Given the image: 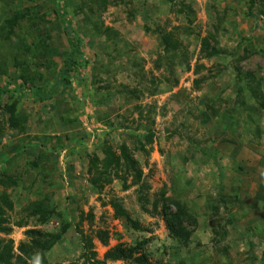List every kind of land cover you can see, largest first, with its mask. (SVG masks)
Instances as JSON below:
<instances>
[{
    "label": "rangeland",
    "instance_id": "1",
    "mask_svg": "<svg viewBox=\"0 0 264 264\" xmlns=\"http://www.w3.org/2000/svg\"><path fill=\"white\" fill-rule=\"evenodd\" d=\"M55 6L89 63L70 84ZM0 88V264H134L118 249L139 245L148 264H264V0H0Z\"/></svg>",
    "mask_w": 264,
    "mask_h": 264
},
{
    "label": "trees",
    "instance_id": "2",
    "mask_svg": "<svg viewBox=\"0 0 264 264\" xmlns=\"http://www.w3.org/2000/svg\"><path fill=\"white\" fill-rule=\"evenodd\" d=\"M53 1L55 4L57 3V5H58V0H53ZM54 10L57 13L58 17L60 18V22L64 28V33L67 36V40H68V42L70 44V48H71L70 54L64 60L63 67L60 70V72L62 74V79L64 82L63 84H65V83L70 84V74L74 73L76 70H78L79 67L82 66V64H84V66H88L89 63L87 60L84 61L83 51L81 49L82 48V39L79 36L78 31L74 27V25L72 23V19L69 18L68 13L66 11H60V9L56 6H55ZM22 18L23 17L15 16L11 20H9L8 23L10 24L11 27L14 25L17 26ZM12 33H13V30L9 32V34H12ZM169 45H171V43L170 42L168 43V40H167L166 46L169 47ZM249 75L251 76V74H249ZM26 86H28V83H25V81H23V84L20 85V87L24 88L22 95H24L26 93ZM58 86L60 88L62 87L61 85H52V84L48 83L47 85L44 86V88H42V87L36 88L34 91L35 97H37L38 99L50 98V97H52L54 90ZM0 92L9 93V90L7 88H3V89L0 88ZM10 108H11V113L14 114L16 112V106L14 105V103H13V105H11ZM108 150H110V148ZM125 157H126L127 162L130 165H132L134 168H136L135 167L136 161L134 159H132L128 153H125ZM136 176H138L136 181L139 183V181L141 180V171H138ZM142 198H143V196H142ZM140 199H141V197H140ZM163 202H164V205L161 208L162 217L166 223V226H167V229H168L170 235L176 239H179V240H186V241L189 240L192 236L193 230H191L190 228L186 229L185 223H189L190 226H192V225H196L197 222L194 219V217L192 216L193 214H191L189 212L188 206L186 204L182 205L181 203H178L177 204L178 212L174 214L169 210V208L167 206L168 200L166 198H164ZM158 203H159V200H156V203H154V207L156 209H158ZM113 206L115 208V212H116L117 217H119V218L124 217L128 221V223L132 226V228H134L136 230L141 229L139 223L130 216L129 212L121 204L116 203L114 201ZM44 207L45 206L43 205V202H39V203L35 204L33 207V213H41V215L49 217L51 212L49 211V215H48L47 211H43V210H45ZM3 214H4V211L2 209H0V233H9L11 231V229L8 225L5 224L6 219H5V217H3ZM69 227H70V224H68V223L64 224V227L62 230L63 233ZM32 232L35 233L34 230L29 231V233H32ZM38 233L40 234V237H46L49 235V245H47L48 248H51L54 245V243L57 242L58 240H60L62 237V234H55L54 235V234H47V233L45 234V233H41V232H38ZM11 245H12L11 243L7 244L6 249L8 251L3 250L2 240L0 238V249H1L0 250V252H1L0 260L5 259V258H9L8 253H10L12 250ZM21 250L23 252H28L24 247H21ZM118 250H119V257L118 258L123 257V259H127L128 261L129 260L133 261L134 264L135 263L136 264H139V263L148 264L147 263L148 262L147 254L142 252L138 257L134 256V253L136 251L141 252L140 245L136 249L131 250L128 253H125L123 256H122L123 251L120 249H118ZM117 251L110 256L112 258L113 257L117 258V255H118V254L116 255ZM38 252L40 253L41 251H38Z\"/></svg>",
    "mask_w": 264,
    "mask_h": 264
}]
</instances>
